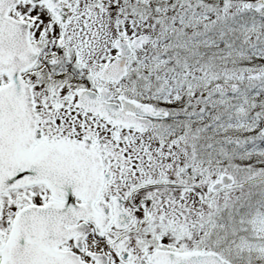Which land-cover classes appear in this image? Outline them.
I'll return each mask as SVG.
<instances>
[{
  "label": "snow or ice",
  "instance_id": "1",
  "mask_svg": "<svg viewBox=\"0 0 264 264\" xmlns=\"http://www.w3.org/2000/svg\"><path fill=\"white\" fill-rule=\"evenodd\" d=\"M0 264H264V0H0Z\"/></svg>",
  "mask_w": 264,
  "mask_h": 264
}]
</instances>
